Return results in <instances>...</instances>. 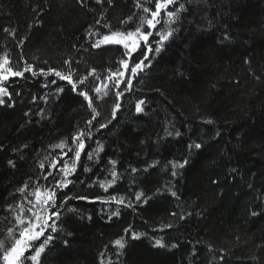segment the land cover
<instances>
[{"label":"trees","instance_id":"trees-1","mask_svg":"<svg viewBox=\"0 0 264 264\" xmlns=\"http://www.w3.org/2000/svg\"><path fill=\"white\" fill-rule=\"evenodd\" d=\"M137 2L0 0V57L7 53L14 70L31 64L37 73L67 74L68 60L74 83L87 76L75 91L54 74L26 72L4 82L0 239L15 223L17 205L30 215L34 190L63 178L59 168L72 163L73 153L53 146L66 141L75 149L72 137L82 130L85 149L67 177L72 183L57 190L56 208L49 209L60 215L49 221L56 231L45 232L53 239L38 264H264V0H178L186 11L159 53L155 30L148 41L153 51L141 42L131 58L121 45L93 47L110 34L105 24L111 31L135 28L121 22L143 14ZM141 60L146 66L133 76ZM81 91L93 98L95 120ZM109 161L118 178L105 191L100 182L113 179ZM49 171L54 179H43ZM121 238L122 250L114 243Z\"/></svg>","mask_w":264,"mask_h":264},{"label":"snow or ice","instance_id":"snow-or-ice-1","mask_svg":"<svg viewBox=\"0 0 264 264\" xmlns=\"http://www.w3.org/2000/svg\"><path fill=\"white\" fill-rule=\"evenodd\" d=\"M97 2H101V0H97ZM110 2V0H109ZM191 2V0H189ZM154 3V10L152 7L148 6ZM137 8L142 9V15H139L135 20L133 17H128L127 20L122 21L121 24H127L128 22L135 23V28L132 30H115L111 31V26L108 24L103 25V27L110 29V34L103 35L101 39L97 40L93 47H99L102 44H116L122 45L125 51V56L131 58V54L136 49L140 48L141 42L147 45V51L152 52L153 49L150 45H148L149 37L153 36V31L155 30V34L159 36V40L156 41L157 47L154 49L156 53H159L166 41H168L173 35L176 29L172 28L171 25L177 23L180 19V14L183 11H186L185 4L179 3L178 0H138L136 4ZM162 12L164 17H162ZM99 23V21H97ZM161 25L164 28V31H160L157 27ZM8 31V29H5ZM89 35H95V33H89ZM144 55V59L146 60L147 54L142 53ZM66 64L69 65V71L67 74H64L54 68H49L47 71L44 69H40L39 73H37L31 64H26L23 70H14L11 66V61L5 53L2 57H0V105L5 103V100L2 98L4 96H8L7 87L4 86V82L9 80V77H23L26 72H30L33 76L35 75H49L54 74L55 76L59 77L62 80H67L69 84L72 85L73 90H76L77 83L84 84L87 80V76L80 78L77 82H73L72 75L73 70L71 69L70 61L66 60ZM121 65L127 70L129 65L128 62L125 60L120 61ZM144 61L141 60L136 62L134 66L131 67V73L135 76L138 71H143ZM95 73V69H92L88 76H91ZM113 75L123 76V72L113 73ZM99 79V77H97ZM111 79V76L109 77ZM55 83V81H52ZM121 81L116 80L115 84L116 87H119ZM127 84H131V80L127 81ZM58 91H63V89H58ZM94 91L99 94L101 93L100 87H95ZM123 92H117V98L123 96ZM85 100L88 101V107L91 108L93 116L92 120H95L99 113L97 112L96 107L93 106V98L89 97L88 94L84 91L80 92ZM104 96L108 95V92L105 91L103 93ZM144 103L143 100L139 101L136 104V111L140 113L143 111L141 105ZM120 108L119 103L114 105L113 110V118L116 115V110ZM92 120H89L88 123L91 125ZM211 123V121H208ZM106 124H101L100 127H106ZM179 135V133H177ZM86 133L84 131H78L76 134L73 135L72 140L73 143L76 144V148L73 149L71 146L67 144L66 141H61L60 144H57L53 147L55 148H68V152L73 153L72 163L69 164L67 160H64L62 167L59 168V171L62 173V179L56 181L55 186L51 188H44L43 191L41 188L37 187L32 195L35 197V200H29L28 203L32 205V207L27 208V213L30 215H25V209L22 204L17 205L19 209L18 212H15L13 215L14 224L12 226H7L5 229V235L3 239H0V261L2 264H38V258L41 254L45 251V246L53 239L51 235L45 236V232L50 228L52 232L56 231V227L54 224H50L49 221L53 219V217L58 218L60 213L57 211H52L50 214L49 209L56 208V196L57 190L66 188L72 181L68 180L67 177L70 176L76 170V165L80 160L81 153L85 149V142L84 138ZM27 147V145H25ZM190 147H192L190 145ZM195 148L199 149L201 147L200 144H195ZM103 150V145H99L98 148L95 150L97 152ZM68 153L65 152L64 155L66 156ZM88 159H92L91 153L88 154ZM113 165V171L111 172V176L113 179L108 182L106 185L103 181L100 182V186L104 188L105 191L108 190L112 184L116 182L117 173L114 170L115 168V161H109ZM187 163V161H185ZM9 164H13L12 161H9ZM174 167H183L184 164L173 165ZM41 168H44V164H40ZM51 168H57V162H53L50 165ZM85 171H89V169L85 168ZM133 171H136L133 169ZM176 173L173 172V175ZM49 177H53V173L49 171L47 175L43 177V179L48 180ZM54 179V177H53ZM27 188V184L23 187L18 188L17 191L23 194L25 189ZM142 193L136 194V199L140 200L142 197ZM175 196V193H172ZM27 199V197H25ZM77 199L86 200L88 197L80 196ZM96 199H101L100 197H96ZM108 201H114L117 204H124L123 197H116L110 196L108 197ZM147 202L146 200L144 201ZM8 210H12V206H8ZM118 212H113V215H118ZM175 215V214H173ZM253 216L257 215L256 212L252 213ZM7 219V218H5ZM165 227H171V225H166ZM127 231V230H126ZM44 237L43 241L37 244V241H40V238ZM133 238H138V235L133 233ZM115 245L118 246L119 249H124L126 246V242L121 239H117ZM155 244L160 247H164V244L161 240H156ZM175 247V245H173ZM34 252V254H33Z\"/></svg>","mask_w":264,"mask_h":264},{"label":"rangeland","instance_id":"rangeland-1","mask_svg":"<svg viewBox=\"0 0 264 264\" xmlns=\"http://www.w3.org/2000/svg\"><path fill=\"white\" fill-rule=\"evenodd\" d=\"M122 46V45H121Z\"/></svg>","mask_w":264,"mask_h":264}]
</instances>
